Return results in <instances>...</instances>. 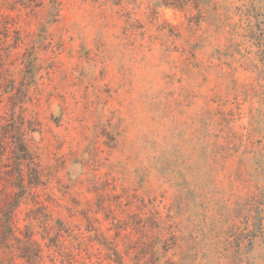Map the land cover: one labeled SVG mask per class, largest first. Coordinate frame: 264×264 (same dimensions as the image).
<instances>
[{"label":"rangeland","instance_id":"obj_1","mask_svg":"<svg viewBox=\"0 0 264 264\" xmlns=\"http://www.w3.org/2000/svg\"><path fill=\"white\" fill-rule=\"evenodd\" d=\"M18 138L37 264H264V0H0Z\"/></svg>","mask_w":264,"mask_h":264},{"label":"trees","instance_id":"obj_2","mask_svg":"<svg viewBox=\"0 0 264 264\" xmlns=\"http://www.w3.org/2000/svg\"><path fill=\"white\" fill-rule=\"evenodd\" d=\"M11 150L12 173L10 174L11 185L17 187L18 191L12 194L7 193L1 200L3 210L0 216V264H16L14 260L5 257L7 253H12L14 243L16 242V251H19V256L29 264H37V259L40 257L41 246L37 239L34 238V232L26 225V231L23 237L16 235V210L20 206L21 200L24 197L27 187L36 185L39 182L40 174L38 164L28 149L23 138H18ZM3 155V153H0ZM27 166L28 184H26V175L23 166ZM5 173L0 169V175Z\"/></svg>","mask_w":264,"mask_h":264}]
</instances>
